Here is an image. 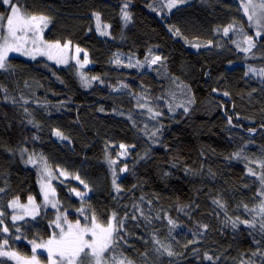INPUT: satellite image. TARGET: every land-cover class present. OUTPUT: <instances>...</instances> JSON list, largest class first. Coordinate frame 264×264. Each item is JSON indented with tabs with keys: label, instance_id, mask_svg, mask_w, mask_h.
I'll use <instances>...</instances> for the list:
<instances>
[{
	"label": "trees",
	"instance_id": "obj_1",
	"mask_svg": "<svg viewBox=\"0 0 264 264\" xmlns=\"http://www.w3.org/2000/svg\"><path fill=\"white\" fill-rule=\"evenodd\" d=\"M15 2L29 14L50 17L44 38L80 47L88 62L82 69L12 56L7 71L0 70L5 250L31 258L33 242L56 232L38 167L22 156L28 152L54 171L59 209L71 222L84 218L81 209L104 225L112 213L123 220L122 239L105 254L109 264L125 258V264H264V195H258L264 192V32L255 36L240 2L186 0L162 15L152 8L169 0ZM0 13L7 17L9 6L0 2ZM246 37L255 43L248 52L241 50ZM154 56L162 59L151 64ZM91 71L101 76L84 86L81 74ZM13 200L33 207L32 213L9 207ZM237 218L255 219L256 228ZM35 255L47 262L41 248ZM0 264L16 261L0 257Z\"/></svg>",
	"mask_w": 264,
	"mask_h": 264
},
{
	"label": "snow or ice",
	"instance_id": "obj_2",
	"mask_svg": "<svg viewBox=\"0 0 264 264\" xmlns=\"http://www.w3.org/2000/svg\"><path fill=\"white\" fill-rule=\"evenodd\" d=\"M4 5L9 6L10 15L7 17L0 16V22L6 21V27L3 23H0V28L4 29L5 34H0V70L7 71L6 61L8 59V53L12 51L23 52L25 50V46L31 42L33 45L37 44V41L40 40L41 43L43 41L40 38L39 33L42 31V26L47 27L50 22V17L46 15H33L24 11L22 8L17 6L15 0H0ZM186 0H169L166 7L169 9L176 6L177 3H184ZM244 8L245 15L248 16L249 21L253 20V17H256V24L264 28V0H260L259 4H254L253 0H246V3L242 5ZM260 8L261 12L257 15L255 9ZM124 8H127V4H125ZM249 8H252L253 11L249 13ZM123 19L125 21H130V14L122 9ZM96 19L99 20V14L94 13ZM232 25L225 27L223 29L224 35H228ZM99 30V26H98ZM172 31V29H170ZM102 35H106V32H101ZM175 35H179V30H175ZM257 36L261 35L260 31H257ZM246 43L248 44L247 48L241 49L242 51L248 52L252 48L255 47V43L253 42L252 37H246ZM70 42L65 43L61 46L60 42H56L55 44H48L46 47L49 51L41 50L39 47L35 48V51L41 55H47L49 59H53V54L50 50L57 49L63 51L68 49ZM195 46V45H194ZM82 51L80 48L76 49V52L79 53ZM25 54H27L25 52ZM35 59V56H32ZM162 58L160 56H154L150 63L156 64ZM62 61L57 60V63ZM87 54H85L84 63H87ZM119 63V60L116 61ZM77 63H80L77 60ZM83 67V64H80ZM250 71H254L253 69H249ZM95 79V78H93ZM227 95V93H225ZM143 107V105H141ZM150 112L151 108L148 109ZM187 111V109H185ZM161 113L157 112L155 115H160ZM31 123V121H29ZM229 123L231 121L229 120ZM252 131V130H250ZM56 136L61 139H66L63 134L57 130L55 132ZM122 149H125V145H120ZM238 155V154H237ZM32 162V157H29L28 163ZM114 163V162H113ZM261 168L264 169V162H261ZM127 167L121 169V171H126ZM250 175H255L253 169H249ZM61 175H67L64 172H61ZM79 179V177H76ZM261 185L264 186V173L259 176ZM81 183H84L82 180ZM114 186L116 185L115 180H113ZM87 188V184L84 185ZM50 188V185L48 186ZM42 190H44V186L42 185ZM116 190L120 191L119 187L116 186ZM3 191V189H0ZM72 191L77 196L86 195V193H81L76 189H72ZM52 195H55V190L51 189ZM258 195H264V192L258 193ZM44 200L46 203H51L49 201V191L44 190ZM29 203L32 204L33 198L29 197ZM214 203L219 204V201H214ZM25 207L23 205H18V200H13L9 207ZM52 207H56V203H52ZM223 207V205H221ZM247 208V206L245 205ZM259 213L261 217H264V201L261 202L259 207ZM80 214L84 216L87 223L81 224V221L77 219L75 223L71 222L66 215L63 217L57 216L56 220L53 222L55 228L59 229V232H53L51 237L41 243L37 244L33 242L32 252L33 255L31 258H21L16 252L5 250V247L8 244L7 240H4L3 244H0V257H6L11 260L17 261V264H40L39 259L35 255L38 248H43L47 252V261L48 264H109V257L105 254L110 252L122 237L119 236V232L123 228V220H116V213H112L111 218L108 220L107 224L104 225L98 221L95 214H93L90 218L85 215L84 210H80ZM4 213L0 212V216H3ZM23 217L13 216V221L17 219H22ZM34 218V217H33ZM135 219V217H132ZM239 220V218H237ZM169 224H172L175 227V222L172 220L168 221ZM239 223L244 224L249 228H256V221L253 219L249 220H239ZM4 221L0 219V225H3ZM66 226V227H65ZM207 228V226H204ZM232 227L235 229L237 227V223L234 221L232 223ZM259 228L261 232H264V218H262L259 222ZM3 232L7 233L9 229L4 227L2 229ZM19 231V229H17ZM19 239V237H17ZM259 243V241H257ZM167 251L169 256L174 255V253L168 248L164 249ZM258 253H253V255H257ZM114 260L115 258L112 257ZM205 259L212 260V257L205 254ZM126 260V258H125ZM125 260H121L119 264H125ZM127 264H133L132 261H127Z\"/></svg>",
	"mask_w": 264,
	"mask_h": 264
},
{
	"label": "rangeland",
	"instance_id": "obj_3",
	"mask_svg": "<svg viewBox=\"0 0 264 264\" xmlns=\"http://www.w3.org/2000/svg\"><path fill=\"white\" fill-rule=\"evenodd\" d=\"M238 1L240 2L241 7H242L243 4L246 3V0H238ZM253 3L254 4H259L260 0H253ZM179 4H181V3H177L176 6H178ZM166 5L167 4H165L164 7L154 6L152 8V11L157 13L158 15H162V14L169 13L174 8L173 7L171 9H169L168 7H166ZM242 10L244 12V8L243 7H242ZM252 11H253V9L249 8V13H251ZM255 11H256L257 15H259L260 12H261L260 8H258V7L255 9ZM9 15H10V8H9ZM0 16L6 17L4 14H1V13H0ZM246 17L248 18L247 15H246ZM249 22L251 23L250 25L255 29V36L256 37H258L256 35L257 31H260L261 34L264 32V28H261V27H259L256 24V17L255 16L253 17V20L249 21ZM0 23H3L5 25V27H6V21L0 22ZM49 25H50V22L48 23L47 27H43L42 26V31L39 33L40 38L43 41V43H41L40 40L37 41L36 45H33L31 42H29L25 46V50L23 52H16V51L9 52L8 53V58L12 57V56L22 57V58L27 59V60H36V59L44 58V59H47V60L54 61L55 63H57V60H60L62 62L57 63L59 65H73V64H77L78 66H80V64H83V67H81V66L80 67L82 69H85L86 63H84L85 56H83V54L85 55L86 52L83 51V49H81L78 46L74 47V46L69 45V48L65 49L63 51H60V50H57V49L50 50L52 52V54H53V59H49L47 55H41V54H39L38 52L35 51L36 47H39L41 50H44V51H49L46 46L48 44H55V42L47 41L44 38V33L46 32V30L49 27ZM0 34H5L3 28H0ZM63 45L64 44H61V46H63ZM77 48H80L82 51L77 53L76 52ZM25 52L27 54H25ZM32 56H35V59H33ZM87 59H88V56H87ZM77 60H79L80 63H77ZM100 76H101V74L99 72L91 71L89 74H83L82 73L81 74V80H82V83H83L84 86H87V87L90 86L91 87V85L94 84L95 80L100 78ZM93 78H95V79H93ZM119 147H120V145H119ZM123 150H126V148L123 149ZM115 153H116V156H118L117 158H122L124 156V153L122 151H120V152H116L115 151ZM22 156L24 157V161H25V163L28 166L37 165V167H38V172H39L38 183H39L41 192L43 194V198H44V190L49 191V201L51 203H46L45 200H44V203L46 204L47 207H49V208H51L52 210L55 211L54 221L56 220V217L58 215L63 217L64 213L59 209V205H58V202H57V199H56V195H52V193H51V189H54L53 183L56 180V176H55L54 171L52 169H50V168H47L43 164L39 165L37 163L36 159L34 158L33 154H30L28 152H25V153L22 152ZM29 157H32V162L31 163H28ZM109 157H111L110 153H109ZM42 185L44 186V190H42ZM49 185H50V188H48ZM52 203H56V207L55 208L52 207ZM32 210H33V207H27L26 209H24L22 211V214H26V215L28 213L30 214V213H32ZM80 221H81V224H84V223L88 222V221L85 220V218H81ZM73 223H75V222H73ZM55 230H56L57 233L59 232V229L55 228ZM41 250L47 256V252L43 248H41ZM16 264H17V261H16ZM43 264H48V261L43 263Z\"/></svg>",
	"mask_w": 264,
	"mask_h": 264
}]
</instances>
